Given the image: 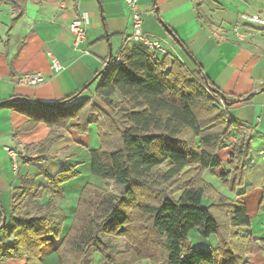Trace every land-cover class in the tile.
<instances>
[{
	"label": "trees",
	"instance_id": "1",
	"mask_svg": "<svg viewBox=\"0 0 264 264\" xmlns=\"http://www.w3.org/2000/svg\"><path fill=\"white\" fill-rule=\"evenodd\" d=\"M1 1L14 5L13 25L26 0ZM113 58L99 73L98 102L73 101L75 96L55 106L15 98L0 102L28 118L19 130L39 122L49 127L34 146L39 153L51 148L71 119L80 134L86 133L96 114L99 147L90 153V172L102 180V185L84 184L63 232L65 216L55 194L76 171L48 175L45 186L23 178L0 226V264L20 259L44 264L51 253L57 264H86L92 250L105 264H246V255L260 251L264 238L242 234L239 228L250 225L246 206L203 179L205 169L220 165L216 154L238 128L226 112L236 101L224 93L222 99L200 68L190 69L167 54L159 58L141 44L126 45L120 60ZM249 149L246 132L231 143V169L218 174L230 190L244 182ZM44 189L53 194L40 203ZM204 194L214 196L208 205ZM258 209L264 213V189ZM193 229L202 237L215 235L216 247L195 248L189 239ZM115 238L125 240L124 249Z\"/></svg>",
	"mask_w": 264,
	"mask_h": 264
},
{
	"label": "crops",
	"instance_id": "2",
	"mask_svg": "<svg viewBox=\"0 0 264 264\" xmlns=\"http://www.w3.org/2000/svg\"><path fill=\"white\" fill-rule=\"evenodd\" d=\"M139 9L144 32L166 49V53L151 52L159 58L167 54L190 69L200 68L215 88L236 101L226 112L238 128L216 154L220 165L205 169L203 179L217 193L246 206L250 225L239 228L242 234L264 238V213L258 209L264 189V24L244 19L248 15L264 19V0H139ZM15 16L14 5L0 0V102L15 98L55 106L70 96H75L73 101L89 98L98 102L95 88L109 52L117 56L131 33V15L124 0H26L23 14L12 25ZM75 18L81 19L85 32L79 47L72 44L69 31ZM236 26L245 34L243 39L235 34ZM132 44L136 43L127 41ZM54 59L61 65L59 71L52 66ZM31 73H40L43 80L36 84L19 81ZM95 117L91 114L83 134L75 129L77 120L71 119L51 148L39 153L34 146L49 134V127L39 122L29 131L19 130L28 118L15 109L0 107V226L9 215L12 190L23 178L45 186L48 175L73 168L77 175L55 194L65 216L63 232L67 231L84 184L102 185L90 172V153L99 147ZM244 132L250 135L244 182L230 190L218 174L231 169V143ZM18 144L24 147L22 156L12 157L4 149ZM52 194L44 189L39 202L46 203ZM213 200V195L204 194L205 205ZM189 239L195 248L217 245L215 235L194 242L190 232ZM245 260L246 264H264V245ZM43 263L57 264L56 255H46Z\"/></svg>",
	"mask_w": 264,
	"mask_h": 264
},
{
	"label": "built area",
	"instance_id": "3",
	"mask_svg": "<svg viewBox=\"0 0 264 264\" xmlns=\"http://www.w3.org/2000/svg\"><path fill=\"white\" fill-rule=\"evenodd\" d=\"M124 2L129 8L131 20H132L131 33L126 38L125 45H127V41H133L136 44L143 45L148 50L166 53V49L161 45V43L158 40L149 37L144 32L143 25H142V17H141V13L139 9V0H124ZM244 19L250 23H255L258 25L264 24V19L259 17L258 15L244 16ZM233 30L235 34L241 39L245 37V34L240 32L237 26L234 27ZM69 31L72 36V44L74 45V47H79L85 39V32H84V28H83L82 21L80 18H75L70 22ZM125 45L121 48V51L124 49ZM119 60H120V53L113 58V61L117 62ZM108 62H106V65L108 64ZM52 66L56 71H59V69L61 68L60 63L56 59L52 61ZM42 80H43V77L40 73L26 74L19 78V81L27 83V84H36V83L41 82ZM4 149L12 157H16L18 155L22 156L25 153L24 147L20 144H18L16 148L4 147ZM15 168L16 166L14 167V169Z\"/></svg>",
	"mask_w": 264,
	"mask_h": 264
},
{
	"label": "rangeland",
	"instance_id": "4",
	"mask_svg": "<svg viewBox=\"0 0 264 264\" xmlns=\"http://www.w3.org/2000/svg\"><path fill=\"white\" fill-rule=\"evenodd\" d=\"M150 53L154 54L150 50H148ZM162 168H165V165L162 166ZM191 232V237L194 239V242H196L197 239H200L201 241H206V237H202L198 232L190 231ZM198 237V238H196ZM115 243L118 248L124 249L125 248V240L123 238H115ZM86 264H105L101 256L98 254V252L91 251L90 252V258ZM144 264V263H143Z\"/></svg>",
	"mask_w": 264,
	"mask_h": 264
},
{
	"label": "water",
	"instance_id": "5",
	"mask_svg": "<svg viewBox=\"0 0 264 264\" xmlns=\"http://www.w3.org/2000/svg\"><path fill=\"white\" fill-rule=\"evenodd\" d=\"M111 56H112V54H111V52H109L107 62L110 60V57ZM263 89H264V87H263ZM214 92H218V91L217 90H214ZM220 95H221L222 99L226 100V96L223 93H221ZM5 222H6V218L3 217L2 222H1V225L5 224Z\"/></svg>",
	"mask_w": 264,
	"mask_h": 264
}]
</instances>
